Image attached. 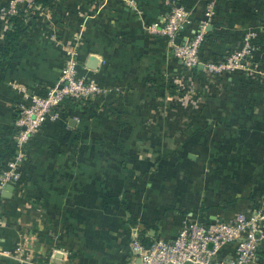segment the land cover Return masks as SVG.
<instances>
[{
	"label": "crops",
	"instance_id": "0c3cea01",
	"mask_svg": "<svg viewBox=\"0 0 264 264\" xmlns=\"http://www.w3.org/2000/svg\"><path fill=\"white\" fill-rule=\"evenodd\" d=\"M174 1L189 8L190 32L192 22L208 17L205 4L214 5V17L209 20L213 23H206L205 31L210 32L208 47L216 52L230 49L244 30L255 28L261 41L255 74L247 76L248 64L239 75H228L211 88L201 82V93L194 98L178 90L169 93L168 85L179 88L181 68L166 39L147 29L164 17L168 0H128L125 4L114 0L101 12L97 10L95 21L86 22L82 34L86 55L80 72L111 91L101 95L102 109L98 110L100 104L94 116L79 119L54 110L29 136L19 166L20 184H6L11 186L7 196L2 195L5 188L1 192L5 209L0 246L20 244L22 249L0 256V264H135L131 239L140 230L152 239H170L187 217L199 218L201 213L214 220L229 218L239 210L261 212L264 208V0ZM7 25V18L0 21V46ZM29 29L19 42L24 48L18 45L14 51L11 61L15 64H7L13 69L6 72L27 93L54 83L61 65L60 50L40 40L42 44H35ZM90 56L96 58L94 68L85 66ZM187 97L195 100L192 122L196 121V127L207 122L213 131L215 118H222L225 132L235 135L228 147L236 152L229 156L233 160L89 156V144L92 149L104 146L98 138L121 149L181 147L185 132L190 131L189 123L179 121L177 115L182 110L179 103ZM28 100L12 90L2 92L0 140L12 138V103ZM105 102L109 105L103 109ZM166 107L174 111V118H164ZM113 132L118 136L112 137ZM137 133L143 140L129 137ZM163 161L162 169L151 173ZM261 222L262 237L251 264H264L263 214ZM232 253L230 243L219 250L221 256Z\"/></svg>",
	"mask_w": 264,
	"mask_h": 264
},
{
	"label": "rangeland",
	"instance_id": "374dc122",
	"mask_svg": "<svg viewBox=\"0 0 264 264\" xmlns=\"http://www.w3.org/2000/svg\"><path fill=\"white\" fill-rule=\"evenodd\" d=\"M35 1L37 0H1L0 21H4L7 18L6 15L7 13H11V15H13L16 14L17 12L22 13V15L26 19L33 18L35 20L34 22L35 25L32 28H30L28 32H30L29 33L30 38L32 40H36L35 44H38L37 42L39 43L45 42V44H48L52 47L54 46L60 50L59 57H60L61 65L58 69V74L56 76L54 83L50 85L44 84V86H40V88L38 89L36 88L35 91L31 93H27L26 87L23 86L21 82L16 81L15 79L10 77L7 78L6 72L10 69H13L11 66L7 64L10 65L15 64V62L11 60H7L8 63L4 65L0 64V95L2 94V92H6V91L10 92V90H12V92L13 91L17 92V94H20L22 96L24 94H28V97H30V94H33L38 96L39 98H42L43 96L46 95L48 90L54 88V86L57 84L60 76V69L68 58L73 57L74 59H76L77 68L83 69L82 58L86 55V53L83 51L81 38H83L82 34L84 32L86 22H90V21L93 22V20L95 21L98 11L101 12L102 10H104V7L105 8L109 7V3H112V1L114 0L112 1L111 0H52L43 7H40L39 4H37ZM118 1H121L122 3L125 4V2L127 3L128 0H118ZM12 4L14 6V11L8 12ZM207 7H208L207 4H205L204 10ZM184 8L187 10L189 14V8L187 7ZM211 8L213 14H211L209 17H204L195 22H192L193 23L192 31L190 32L191 34L189 36L184 33H183L184 35H179L181 40H182V36H188V38L192 39L194 37L193 35H195L197 31H199V29L203 26L202 28L204 29V32L196 48V57L197 60L200 61V63L197 64L196 66L199 65L198 68L200 69L199 81L201 80V82H204L208 88L213 87L216 82L223 80V78L228 75L231 74L239 75L241 70L244 71L243 67L247 66L248 64L250 69H247L248 72L247 76L251 77L252 74H255L254 73L255 64L257 63L259 50H260L259 47L261 46V41L260 38L258 39V32L256 31V29L247 28L246 30H244L242 35H240L239 41H237L235 45L230 49L224 50V52L223 51L216 52L214 51V49L207 47L209 53L207 54L206 57L203 56L201 54L202 52L201 48L204 47H200V46L204 40L203 38L204 33L206 32L205 24L206 23L212 24L213 21H209V20L213 18L215 14L214 5H212ZM216 25L222 26L221 24H216ZM247 33L250 34V36L247 38V43H248V48L246 49L247 52H244L242 51V47L244 45L243 37ZM21 44L19 45V47L21 46ZM206 46H209L208 42ZM168 47L172 52L171 47L169 45ZM20 48H24V47H20ZM176 60L178 61V59ZM233 60H236V62L240 65L233 68H227L224 66ZM208 63H213V65H215V68L214 69H210L208 67L206 68L205 65ZM178 64L181 68L182 79L179 81L178 84L179 88L176 89V91L177 90L180 91L181 89L182 94H187V95L193 94V98H194V95L196 94L197 91L196 84L198 81L195 78V75L191 70V68L182 66L179 61ZM217 88L220 91V89H222V85H219ZM191 98L192 97H187V100L185 99L182 102V104L179 103V106L182 108L184 113H182L181 110V112H179V114L177 115L179 121H185L188 122L189 124L193 121L194 119L193 115L196 113V111H193L196 105L195 100ZM29 103L30 100H28L26 104L13 102L12 110L15 113V115L20 116V113L22 111L21 109L28 107ZM169 104L170 102H167L166 106L168 107ZM197 104L201 106L203 102L200 101ZM98 110H101V108H98ZM165 110L166 112L164 111L165 112L164 118H168V117L174 118L173 115L175 114L174 111H171L168 108ZM195 110H197L196 107ZM94 112L96 113V110ZM73 117L78 118V116H73ZM15 120L16 119H14L11 124V129H13L14 132L12 133V138L15 132L20 129L15 124ZM215 121L216 123L214 127L211 128L213 129V131L208 130L206 125L207 122H205L204 123L205 125L200 126L199 132H185L186 133L185 141L181 144V147L179 148H168V147H164V145L156 149L154 148L141 149L135 147L129 149L127 147L125 149L112 148L110 145H107L105 140L98 138L100 143L104 144V146H100L98 148L95 147L96 149H92L89 144V148H87V152L89 156L96 154V156L98 157H100L98 153L100 154L102 153V155L105 156L104 158L107 160H111L109 156H114L115 157L114 160H164V161L165 160H217V162H222L218 160H233V157H229V156L232 155L234 156L236 152L231 148L228 149V147L230 145L229 144L230 139L231 138L234 139L235 135L230 132H225V128L222 125H220L223 122L222 118L216 117ZM111 136L117 137L118 134H114L113 132ZM129 137H132L134 139L142 138L141 140H143V135L140 133L132 134V135L130 134ZM2 140L3 139L0 140L1 147L4 146V142ZM213 140L215 141V146H211L213 144L212 143ZM147 141H149V144H153V145L157 144L156 142L150 141L148 139ZM91 142L94 143V141ZM76 152L77 153L79 152V147H77ZM261 156H262V160H264L262 154ZM246 159L248 160V158ZM5 161L6 160H0V175L2 174ZM164 161L155 164L154 169L151 171V173L154 172L158 173L162 169L160 164L163 163L164 165V163H166ZM140 172H143V170Z\"/></svg>",
	"mask_w": 264,
	"mask_h": 264
},
{
	"label": "built area",
	"instance_id": "2783aa9c",
	"mask_svg": "<svg viewBox=\"0 0 264 264\" xmlns=\"http://www.w3.org/2000/svg\"><path fill=\"white\" fill-rule=\"evenodd\" d=\"M169 4V10L164 17L151 22L147 29L152 34L163 36L180 64L192 68L200 63L196 57V48L204 32L203 26L192 39L184 36L176 43L175 39L179 35H184V31L188 28V12L173 1ZM207 6L205 14L209 17L213 14L212 4ZM10 11H14L13 4L8 12ZM6 15L9 16L11 13ZM249 36L250 34L247 33L243 37L244 52H247ZM238 65L240 64L233 60L224 66L233 68ZM205 66L210 69L215 68L213 63ZM106 91L107 89L100 87L93 78L79 74L77 60L70 57L61 67L59 80L54 88L48 90L42 98L30 94L28 107L21 109L20 116L15 120V124L20 128L13 136L15 154L6 159L0 175V223L2 210L5 209L1 192L6 184L14 186L20 184L19 166L24 158V146L40 122L45 117L52 116L50 112L55 110L64 97L93 99ZM261 220L262 214L259 209L239 210L228 219H214L209 223L202 222L197 217H187L172 238H156L147 247H143L133 236L131 249L139 259L138 264H251L255 260L262 237ZM227 243L233 245L232 255L228 257L219 255V250ZM21 249L20 244L13 248L0 246V256H10L13 252H20Z\"/></svg>",
	"mask_w": 264,
	"mask_h": 264
},
{
	"label": "trees",
	"instance_id": "16d2710c",
	"mask_svg": "<svg viewBox=\"0 0 264 264\" xmlns=\"http://www.w3.org/2000/svg\"><path fill=\"white\" fill-rule=\"evenodd\" d=\"M50 1L52 0H37L35 1L37 4H39L40 7L45 6L46 4H48ZM173 1L175 3L174 0H168V2L166 3V12L169 10V3ZM183 7H186L185 5L180 4ZM35 20L33 18H25L22 13L17 12L16 14L13 15H9L7 16V27L4 29L3 35H2V43L0 46V64L3 61H7V60H11L14 58V51L16 49V47L19 45L20 39L23 36V34L27 31V29H29L30 27L34 26ZM213 23V22H212ZM209 33L208 31H206L204 33V40L201 43L200 47H204L201 48L202 49V53L201 54L203 56H207V54L209 53L208 51V46L207 42L209 39ZM184 34H187L188 36L191 34L189 29L187 28L184 31ZM207 39V40H206ZM79 70V74L81 73ZM191 70L193 71L195 78L197 79V84H196V94H200L201 93V80L199 81V75H200V70L197 66L192 67ZM240 74V73H239ZM242 75V74H241ZM93 80L102 88H106L108 91L110 90V88L108 86H106V84H102L99 83L96 79L93 78ZM175 85L174 84H170L167 86V90L169 93H176L175 90ZM111 91V90H110ZM178 94L181 93V89L180 91L177 92ZM102 94H100L99 96L93 98V99H76L74 97H64L60 103L56 106L55 108V112H58V114L60 115H73V116H78V118H82L83 116L87 115V116H94L95 114V110L99 107V105L102 103ZM107 105H109V102L107 103ZM106 102L103 103V109H106L107 107ZM102 104L100 105L99 108L102 109ZM94 112V113H93ZM18 117V115L14 114L13 120L16 119ZM202 118V117H201ZM200 118V119H201ZM196 121L191 122L187 129H189L190 132H196V130H199L200 125L196 127ZM195 129V130H194ZM14 133V132H13ZM3 142H4V146L1 147L0 146V160H6L7 158L13 156L15 154V143L13 142V138H2ZM30 139V138H29ZM28 139V140H29ZM28 140H27V144L25 143L24 146V152L26 153L27 150V146L28 145ZM25 157V154H24ZM5 204H3V208H4ZM258 206H256L255 208H258ZM261 213L264 215V208L261 210ZM199 220L205 223H209L213 220H209L207 216L202 215L201 213L199 214ZM230 218V217H229ZM219 219H228V218H219ZM262 221V220H261ZM262 223V222H261ZM135 238L140 242V244L143 247H147L150 242L153 240L151 238V236H149L148 234H145L144 230H140L139 232H137ZM258 252V250H257Z\"/></svg>",
	"mask_w": 264,
	"mask_h": 264
},
{
	"label": "water",
	"instance_id": "95a60500",
	"mask_svg": "<svg viewBox=\"0 0 264 264\" xmlns=\"http://www.w3.org/2000/svg\"><path fill=\"white\" fill-rule=\"evenodd\" d=\"M175 42L178 43V38L175 39ZM95 63H96V58H94L93 56H90V57L87 58L85 66L88 67V68H94L95 67ZM197 67H199V65ZM4 188H5V191L2 192V195L3 196H7L9 190L11 189V186L10 185H5ZM138 263H139V259L137 258L135 264H138Z\"/></svg>",
	"mask_w": 264,
	"mask_h": 264
}]
</instances>
